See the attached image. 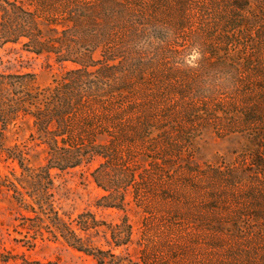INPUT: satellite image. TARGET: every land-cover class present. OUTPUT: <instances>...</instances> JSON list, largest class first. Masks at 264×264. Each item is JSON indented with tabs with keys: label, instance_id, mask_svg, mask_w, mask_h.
Segmentation results:
<instances>
[{
	"label": "rangeland",
	"instance_id": "1",
	"mask_svg": "<svg viewBox=\"0 0 264 264\" xmlns=\"http://www.w3.org/2000/svg\"><path fill=\"white\" fill-rule=\"evenodd\" d=\"M191 2L202 3L197 7L205 25L203 47L175 31L171 45L155 49L150 44L143 60L146 66L152 60L153 69L139 84L141 107L129 106L131 97L121 110L110 107L113 126L121 119L130 126L145 110L159 120L121 148V157L136 164L122 207L100 204L106 191L95 178L104 160L99 155L75 167L52 168L51 199L61 219L73 225L84 211L107 224L126 216L132 234L125 245L115 246L108 225L80 233L86 243L139 264H264V0ZM39 22L46 34L63 28L44 17ZM194 50L201 55L190 63ZM102 53L98 48L94 56L102 58ZM76 66L48 52L29 51L22 42L0 48V72L33 73L41 87ZM135 107L138 113H132ZM109 139L108 133L97 137L100 143ZM49 157L32 117L23 115L6 126L0 122V252L96 264L92 255L51 233L54 226L47 217L38 233L24 222L33 213L9 185L15 182L31 201L26 190L34 180L26 182L21 162L35 169Z\"/></svg>",
	"mask_w": 264,
	"mask_h": 264
},
{
	"label": "trees",
	"instance_id": "2",
	"mask_svg": "<svg viewBox=\"0 0 264 264\" xmlns=\"http://www.w3.org/2000/svg\"><path fill=\"white\" fill-rule=\"evenodd\" d=\"M200 5L191 0H0V48L9 42H22L29 51L48 52L58 62L77 64L60 79L55 78L52 85L42 87L33 73L0 72L2 126L29 115L36 136L50 150L43 166L34 169L21 162L26 182L34 180L26 190L31 201L15 182L9 185L27 211L33 213L24 219L29 229L41 232L45 229L42 218L47 217L54 226L51 233H59L73 247L92 255L96 264H139L119 257L111 249L86 243L80 233L108 225L115 246L125 245L132 234L126 216L115 224H107L91 211L80 213L75 225L61 219L49 190L53 182L51 169L75 167L96 155L103 157L95 169L96 181L106 191L99 203L122 207L125 188L135 180L136 164L127 161V156L121 157V148L134 137H143L150 123L159 120L152 111L145 110L130 126H126V119L113 126L108 119L110 107L121 110L127 97L134 99L129 106L141 107L137 101L139 84L153 65L152 60L149 66L143 60L150 54V44H156L155 49L171 45V31H175L182 33V40L203 47L205 25L200 18L201 8L197 7ZM41 17L63 28H57L54 35L46 34L39 22ZM238 25L245 29V24ZM98 48L102 58L94 56ZM132 113H138L137 108ZM102 133L110 134L107 143L98 142ZM115 165L121 172L113 168ZM20 183L26 188L25 181ZM12 260L16 264H61L58 260L32 259L23 253L0 252V264Z\"/></svg>",
	"mask_w": 264,
	"mask_h": 264
},
{
	"label": "clouds",
	"instance_id": "3",
	"mask_svg": "<svg viewBox=\"0 0 264 264\" xmlns=\"http://www.w3.org/2000/svg\"><path fill=\"white\" fill-rule=\"evenodd\" d=\"M201 53L199 50H194V54L192 56V59L189 61L190 63L200 57Z\"/></svg>",
	"mask_w": 264,
	"mask_h": 264
}]
</instances>
